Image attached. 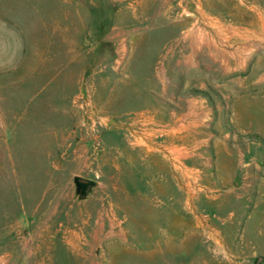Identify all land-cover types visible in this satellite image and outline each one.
Segmentation results:
<instances>
[{"label":"rangeland","instance_id":"1","mask_svg":"<svg viewBox=\"0 0 264 264\" xmlns=\"http://www.w3.org/2000/svg\"><path fill=\"white\" fill-rule=\"evenodd\" d=\"M8 11L30 55L0 79V264H122L100 254L122 247L142 264H264V0Z\"/></svg>","mask_w":264,"mask_h":264},{"label":"crops","instance_id":"2","mask_svg":"<svg viewBox=\"0 0 264 264\" xmlns=\"http://www.w3.org/2000/svg\"><path fill=\"white\" fill-rule=\"evenodd\" d=\"M8 11L5 15H0V79L10 76L14 73H17L28 61L29 55H30V41L29 36L25 28L16 20L13 16L9 14ZM173 124H169V130L176 129V119L175 115L171 116ZM160 130V129H159ZM142 139L144 137H147V134L141 133L139 135ZM168 136H174L173 133L169 132ZM143 153H145L144 158H151L149 154V150H143ZM160 153V151H158ZM128 157V156H127ZM158 163L162 164V168H167V172H170V169L172 167H175V159L172 154H163L160 156L158 155ZM105 249H102L100 254H109V257L106 258V262H112V261H119L122 264L127 263H143L144 261V252L141 251H135L132 252L131 249L127 247L120 248V256L119 257H113L112 255V248H109V251H104ZM165 252H155V256H157V259H155L157 262L160 260H164V257L161 254H164ZM87 252L84 248L75 246V259L81 262H87L90 260L89 256H86ZM134 254V256H133ZM156 258V257H154ZM102 260V259H101Z\"/></svg>","mask_w":264,"mask_h":264},{"label":"water","instance_id":"3","mask_svg":"<svg viewBox=\"0 0 264 264\" xmlns=\"http://www.w3.org/2000/svg\"><path fill=\"white\" fill-rule=\"evenodd\" d=\"M77 181L79 182V184H81L83 186L91 185V182L87 181V180L77 179Z\"/></svg>","mask_w":264,"mask_h":264},{"label":"bare ground","instance_id":"4","mask_svg":"<svg viewBox=\"0 0 264 264\" xmlns=\"http://www.w3.org/2000/svg\"><path fill=\"white\" fill-rule=\"evenodd\" d=\"M146 114V113H145ZM196 116V115H195ZM149 118V117H148ZM194 119H195V117H194ZM150 122V121H149Z\"/></svg>","mask_w":264,"mask_h":264}]
</instances>
